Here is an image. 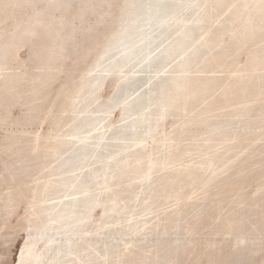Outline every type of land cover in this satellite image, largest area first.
<instances>
[{
	"label": "bare ground",
	"instance_id": "bare-ground-1",
	"mask_svg": "<svg viewBox=\"0 0 264 264\" xmlns=\"http://www.w3.org/2000/svg\"><path fill=\"white\" fill-rule=\"evenodd\" d=\"M79 1L75 5V0H0V26L6 25L5 29L0 28V123L5 116L2 110L8 113L13 105L26 101L29 113L23 123L17 120L19 124L25 126L35 119L42 122L55 119L54 126L62 125L48 133L37 132L29 140L35 143L33 153L36 156H40L39 149L43 152L41 156L44 153L56 156L70 144L66 137L70 135L71 128L79 130V125L87 120L79 119V113L84 109L77 110L78 114L72 119L75 123L67 134L62 133L69 107L77 102L81 104L88 95L93 99L86 102V109L90 103H97L100 109L112 110L120 101L127 113L144 102L158 103L159 110L156 107L134 119L126 125L128 129L126 126L121 131L114 128L113 131H119L115 134L124 136L133 126L137 128L136 133L143 127L145 130L141 132L152 134L158 127L165 126L169 116L177 118L178 129L172 132L161 129L157 133L159 139L154 141L161 145L140 153H136L138 150L130 151V157L134 156V159L125 163L119 160L114 167L124 169L117 179H129L128 182L136 178L148 180L158 168L160 175L152 181L147 192L149 196L141 203L150 207L156 202L169 201L176 208L157 217L156 222L150 224L149 233L145 234L149 236L158 232L157 239L151 243L154 247L151 253H157L156 256L150 255L146 248L132 252L129 258L126 253H130L131 248L126 247L120 254V263L236 264L240 259L238 263L250 264V259L256 255L264 261V145L261 144L264 131H260L264 128V0ZM102 7L107 8L101 14L103 19L114 9H120L115 17L123 20V27L121 30L114 28L105 37L106 41H102L106 42L104 45L101 43L104 51L96 55L82 82L69 93L65 94L63 87L58 92L60 97L65 95L68 102L56 115L54 108L60 98L57 96L51 103L48 88L61 74V67L72 59V52L80 47V36L91 30L76 24V21H83L89 9L95 11ZM192 8L195 16L198 13L195 20L179 16L180 9ZM169 18L174 20L173 23H169ZM195 23L197 28H191ZM216 23L219 24L215 26ZM173 24H179L181 30L186 29L183 32L178 30L181 35L174 39L177 43L171 42L170 46L154 55L151 47L158 41L155 31H161L160 36ZM203 24H208L205 34L193 41L196 29L201 25L204 27ZM138 41L143 44L134 48ZM101 45L98 43L96 46ZM24 47H29L31 58L37 60L34 72L22 71L26 61L21 60L18 53ZM204 49L209 53L199 56L198 60L203 74H190L187 68L191 55L195 57ZM143 53L147 61L143 68L146 69L153 68L162 57L166 59L186 53L187 57L164 72L168 74L180 68L169 82L166 76L149 79L153 84L151 94L159 92L160 96L148 101L145 94L134 95L133 100L125 103L122 97L129 87L142 82L137 73L130 72L129 65ZM242 55L246 56L245 61L241 59ZM106 62L104 69L97 70ZM102 71L112 74L125 72L120 77L124 81L118 86L119 100H100L97 91L108 76H100ZM25 133L22 130L13 134L10 142L13 146L0 148V152L11 150L21 158L24 157L22 154L30 153V145L19 150L15 146V143H22ZM160 148L167 149V152L161 153ZM26 159L5 163L4 170H13L8 181L12 183L15 177L17 185L15 194L10 188L8 203L14 202L16 209L22 205L26 209L19 225L20 230L27 232L28 240L17 264H88L92 252L86 251L93 247L94 252L98 248L94 247L92 239L85 237L92 228H86L84 221L90 218L89 213L96 206L106 205V214L119 212L115 208L129 198L124 196L127 190L117 189L110 198L93 201L89 194L92 187L85 181L87 173L70 175L74 173L70 170L71 163L35 166L33 159ZM14 163H19L16 171ZM97 170L93 172L97 174ZM44 171L49 174L39 175ZM103 175L98 172L97 176L102 179L97 181L96 189L100 188L99 185L104 190L108 189L110 180L116 178L109 176L104 179ZM54 176L56 178L53 179ZM79 186L83 188L81 192L67 194L68 188ZM52 188L57 192L66 191L62 196L66 200L58 197V202L49 204ZM78 193L84 196L75 197ZM81 203L87 208L85 212L79 211ZM205 230L209 231L206 237L212 240L209 245L191 242L190 239L197 238L201 232L206 235ZM137 231L135 229L133 233ZM171 236L173 240L164 242L163 238L167 240ZM218 238L221 240L217 241ZM231 238L239 246L237 251L233 249L236 253L227 249ZM138 240L137 237L130 239L125 245L131 244L134 248L136 243L139 244ZM234 253L238 255L235 257Z\"/></svg>",
	"mask_w": 264,
	"mask_h": 264
},
{
	"label": "rangeland",
	"instance_id": "rangeland-1",
	"mask_svg": "<svg viewBox=\"0 0 264 264\" xmlns=\"http://www.w3.org/2000/svg\"><path fill=\"white\" fill-rule=\"evenodd\" d=\"M114 3H121L125 0H111ZM79 0H75L74 4L77 5ZM97 9V8H96ZM107 8L102 7L100 9H97L95 11L90 10L87 12L86 17L83 21H76V24L82 26L83 28H90L91 30H88L84 34L80 36L81 38V44L78 49H75L72 54L71 58L68 59L67 62L64 64L61 71V74L59 77H57L56 80L53 81L51 86L48 88V99L51 103L55 102L56 97L59 96L58 92L61 91L62 87L66 89L65 94L73 91L75 89V86L82 82L83 75L88 72V70L91 68L92 64L94 63V60L96 58V55L99 54V52H103V45L106 43H103L102 41H106V36L109 35L114 28L117 30H121L123 27V20L119 21V18H116L115 15L120 13V9H114V12L106 16V18L103 19L102 13H104ZM178 12L179 16L181 15L183 19H190V21L195 20L197 17L194 15V9H180ZM170 22L173 23V19L169 18ZM219 23H216L215 26H217ZM192 25V24H190ZM196 23L193 26H190L193 28ZM204 27L201 25V28L196 29L195 36L193 37V41L196 39H199L201 36L205 34L206 26L208 24H203ZM188 27V28H190ZM197 28V26H195ZM0 28L5 29L6 25L0 26ZM94 28V29H93ZM186 28H183L181 30L179 24H173L170 25V28L166 30L164 34L160 35L161 31H155L156 35H158L157 42L155 45L151 47L153 50V54H158L161 50L164 49V47L168 46L171 42L177 43L174 39L178 38L181 33L178 30H181L183 32ZM153 36H155L154 32L152 33ZM98 43H101L103 45L96 46ZM143 44L142 41L136 42L134 45V48H139V46ZM170 46V45H169ZM174 46V45H173ZM172 47V46H171ZM123 48H120L121 50ZM155 49V50H154ZM81 50V51H80ZM130 51V50H129ZM31 52L32 50L29 47L22 48L18 56L21 60H25V68H22V71H28V72H34L36 71V62L37 60H33L31 58ZM128 52V50H127ZM209 53V50H201V53L196 55L195 57L193 55L188 57L192 58L189 66L187 69H189L190 74L195 75H202L203 73L200 72V69L202 68L201 64L198 63L199 56H202L203 54ZM152 54V56H154ZM207 55V54H206ZM187 57L186 55H174L172 57H167L166 59L162 57L158 63L153 67L143 68L145 65H147V61L144 60V53L138 55L132 63L129 65V70L131 73H137L140 78H142V82L138 84V86H130L129 90L126 91V94L122 97L125 99V103L133 100L136 96H140V94H145L148 97V101L150 98H157L159 95V92H156L157 94H151L150 88L153 84L149 83V79L153 78V80H156L159 76H166V79H168L167 82L172 79L173 76L177 75L180 70L174 69L173 72H169L168 74H165V71L170 70L173 65L178 63V61L182 60L183 58ZM190 58V59H191ZM242 60H246V56H241ZM142 61V62H141ZM141 62V63H140ZM109 63V62H108ZM107 62L98 67L99 69H104ZM150 68V69H149ZM145 69V70H144ZM127 69H125L126 71ZM141 70V71H140ZM176 71V72H175ZM145 72V73H144ZM96 73V72H94ZM148 73V74H147ZM153 73V74H152ZM101 74V75H100ZM144 74V75H143ZM98 75V74H97ZM100 76L108 75L103 82L101 88L99 91H97L98 96L100 97V100L104 101H115L116 99L119 100V95L117 94L119 83H122L124 81L123 78L120 79L121 76L125 75V72H115V74L108 73L102 71L99 73ZM148 79V80H147ZM155 83V82H153ZM145 86H144V85ZM145 87V88H144ZM135 91V92H134ZM47 92V91H46ZM134 93V94H133ZM115 94V95H114ZM133 94V95H132ZM138 94V95H137ZM136 95V96H134ZM63 95L59 96L60 100L57 103V106L54 108L55 114L60 112V110L63 108V106L68 102V98ZM145 96V97H146ZM93 96L88 95L86 97V100L78 105V102L75 104H72L69 107V113L67 114V117L64 119L63 124L64 128H62L63 132H68L70 127L75 123L72 122V119L75 115L77 110L80 109L84 111L79 113V119L87 118L82 126L79 125L80 129H74L68 132L70 135L66 137V140L70 141V144L66 145L62 152L59 155L52 156L47 155L44 153V155H35L34 153H25L21 156L24 157H18L15 156L17 154H14L13 151H4L0 152V169L4 171V164L5 163H13L18 162V160H28L26 158L33 159V163L35 166L38 165H49L54 166L57 165V163H64L66 162L71 163L70 170H74V173H71L70 175L74 174H80V173H87V177L85 178V181L87 182V185L89 187H92V192H90V198L93 201L104 199V198H110V195L114 193L115 190H127L125 193L126 196L129 197L122 201L119 206L115 208V210H120L119 212H110L106 214L107 212V206H96L93 211L89 210V216L90 218L84 221V225H86V228H92V232L86 233L85 237L90 238L93 240L94 247L98 248L97 251L93 247L90 248L89 251H86V253H90V256L88 259L90 262L88 264H121L120 260V254H123L122 250H124L126 247L131 248V252H127L126 254H129L128 257L131 258L133 254L132 252H136L140 249L142 250H148V253H151L154 247H152V244L158 236V232H154L150 234L149 236H145V234H148L151 226V223L156 222L157 217L161 216L165 212H169L170 210H174L176 206L174 203H170L169 201L164 202L161 204V202H156L152 204L150 207H148L146 204H142L141 201L143 198H146L149 196L148 188L152 181L156 179L157 176L160 175L158 173V168L154 169L152 176L146 180V179H134L133 181L128 182L127 179H117L120 178V175L124 169H120L119 167H114L119 160H123V163L125 162H131L134 159L133 157H130V151H137L136 153H140L141 151L145 149H152L154 147H157L161 145V143H157L154 141L156 138L159 139L160 136L157 135L161 129H165L167 132H172L175 129H178V126L176 122L177 118L175 116H169L168 119L165 121L164 127H158L155 129V131L152 134L141 132L140 130H145V128L141 127L140 130L136 133L135 130H137L136 126L130 127L131 129L127 130L128 127L126 125H130L131 122L135 121L139 117H141L144 114H148L150 110L157 109L160 107L159 104L151 105L150 102H144L140 106H138L136 109H134L131 112H124L123 105H121L120 101H118L117 106L113 108L112 110H104L103 108L100 109V107H97V103H90L91 105L89 108L86 109L85 105L87 101L92 102ZM23 104H17L13 105L11 107V111L7 113V111L2 110L4 119L0 123V148L5 149L6 147L13 145L10 144L12 140L13 134H19L22 130H25V134L22 137V143H18L21 146L25 145H31L30 139L34 136L35 133H48L52 128L54 129H60L61 126H54L55 119L52 120H45L44 122L35 119L34 121H31L29 124L23 126L22 124H19L17 120H20V122H24L25 118L27 117V114L29 113V105L26 101H22ZM26 103V104H25ZM156 109V110H157ZM159 110V109H158ZM126 119V120H125ZM135 119V120H134ZM128 122V123H126ZM89 124V125H88ZM125 124V125H124ZM127 127V130L124 133V136L122 134H115L121 130H123L122 127ZM125 127V128H126ZM114 128H119V131L115 130ZM260 131H264V128ZM67 134V133H66ZM126 134V135H125ZM122 136V137H121ZM189 143V142H188ZM10 144V145H9ZM86 145V147H81L82 145ZM262 145H264V142H261ZM81 147V148H79ZM70 148V150H69ZM264 148V146H262ZM162 150L161 153L167 152V149L160 148ZM94 154H99V156L95 157ZM29 156V157H28ZM31 156V157H30ZM110 156H113L110 158ZM16 164V163H15ZM17 166L19 163L16 164ZM89 165V166H87ZM67 166V165H66ZM44 168V167H43ZM97 170L100 173H104L103 178L106 179L109 176H115L116 178L111 179L109 183L108 189L104 190L102 189L103 186L99 185V189H96V183L102 177L97 176L93 172V170ZM47 171V170H46ZM46 172H40L39 175L45 174ZM47 175L49 173H46ZM156 174V175H155ZM97 176V179H95ZM134 176V175H132ZM61 177V175H60ZM52 178V177H51ZM56 178L55 176L53 179ZM151 181L149 182V180ZM125 181V183H124ZM0 185H1V179H0ZM105 186V185H104ZM88 187V188H89ZM3 188L7 190L6 184L4 183ZM3 188H0V193ZM122 188V189H121ZM83 190L82 187H72L68 188L66 191L67 194L70 193H76L81 192ZM253 190V189H250ZM66 191H60L57 192L56 189L52 188L51 194L49 196V199L51 201L49 204L58 202L60 199L58 197H62L65 195ZM116 192V191H115ZM145 193V194H143ZM88 194V195H89ZM141 195V196H140ZM83 197V194L78 193L75 197ZM63 198V197H62ZM68 197L67 199H69ZM66 200V197L63 198ZM91 201V202H93ZM154 202V201H153ZM88 203V202H87ZM199 203H203V201H199ZM81 207L79 211H86V207L84 203H81ZM161 204V205H160ZM89 206L91 203L88 204ZM105 208V209H103ZM119 208V209H118ZM128 208V209H127ZM115 213V214H114ZM26 214L25 206L22 205L18 208L17 214L14 218H12V225L17 226V224L21 221L22 217ZM152 214V215H151ZM19 215V216H18ZM148 217H150L148 219ZM116 221H114L113 220ZM105 219V220H104ZM112 222V223H111ZM145 224V225H143ZM2 225H0L1 227ZM111 227V228H110ZM148 227V228H147ZM138 230L137 232L133 233L134 230ZM124 230V231H123ZM10 231L12 234L8 238H3L0 240V264H17L19 260V256L21 254V251L25 245V243L28 240V234L25 230H18L16 233L12 232V230H6V232ZM120 233H119V232ZM118 233V234H117ZM206 235H204L202 232L197 235L195 239H190L191 242L194 240L196 243H200L201 246H207L209 245V242L212 240L209 239L207 234L209 233L208 230H205ZM172 234H174L172 232ZM27 236V237H26ZM175 237V235H173ZM173 236L163 238L164 242L173 240ZM138 240L139 244H135L136 246L132 248L131 244L125 245L127 241L130 239H136ZM114 238V239H113ZM176 238V237H175ZM7 239V240H5ZM110 239V240H109ZM25 240V241H24ZM100 240V241H99ZM113 242H112V241ZM153 240V241H152ZM180 240V239H179ZM189 240V239H188ZM189 240V241H190ZM221 240V238H218L217 241ZM235 239L231 238L230 243L228 245V250H232L231 252L237 251L238 247L235 245ZM182 241V239L180 240ZM183 242V241H182ZM234 242V244H233ZM23 243V244H22ZM105 243V244H104ZM101 246V247H100ZM89 247V246H88ZM235 249L236 251H234ZM97 253V254H96ZM235 257L238 254H235ZM150 255L156 256V254L151 253ZM239 258V257H238ZM153 260V257L151 258ZM253 259V261H252ZM240 259L237 260L236 264H244V263H238ZM252 261V262H251ZM264 264V261H262L259 257V255H256L255 257H252L250 259V264Z\"/></svg>",
	"mask_w": 264,
	"mask_h": 264
},
{
	"label": "flooded vegetation",
	"instance_id": "flooded-vegetation-1",
	"mask_svg": "<svg viewBox=\"0 0 264 264\" xmlns=\"http://www.w3.org/2000/svg\"><path fill=\"white\" fill-rule=\"evenodd\" d=\"M15 146H16V148L18 150H19V148H22V146L20 144H18V143H15ZM34 148H35V143H32L30 145V153H33V149ZM38 152L40 153V155L43 154L41 149H39ZM16 164L14 163L15 171L18 169V166ZM4 166H5V164H4ZM3 170H5V167H4ZM11 172L13 173L12 169L11 170L7 169V171H2L0 169V179H1L0 188H3L4 183L6 184V187H7L6 188L7 190H5L3 188L1 193H0V225H2L0 227V240L3 239V238H8V237L11 236L12 233L10 231L6 232V230H10L11 229L12 232H14V233H16L18 230H20L19 223L17 224V226L12 225L13 224L12 223V218H14L16 216L18 209L15 208L14 202L12 204L8 203V196H9L10 188L12 189V193L13 194H15L16 191H17V185L14 182V181H16L15 177H14V180H13L12 183L10 181H8L9 178H10V173ZM5 240H7V239H5Z\"/></svg>",
	"mask_w": 264,
	"mask_h": 264
}]
</instances>
